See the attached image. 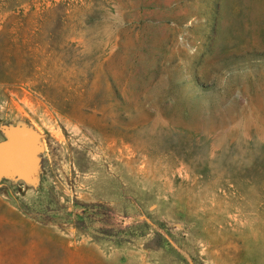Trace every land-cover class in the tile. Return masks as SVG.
I'll list each match as a JSON object with an SVG mask.
<instances>
[{"label": "rangeland", "instance_id": "rangeland-1", "mask_svg": "<svg viewBox=\"0 0 264 264\" xmlns=\"http://www.w3.org/2000/svg\"><path fill=\"white\" fill-rule=\"evenodd\" d=\"M0 264H264V0H0Z\"/></svg>", "mask_w": 264, "mask_h": 264}, {"label": "water", "instance_id": "water-1", "mask_svg": "<svg viewBox=\"0 0 264 264\" xmlns=\"http://www.w3.org/2000/svg\"><path fill=\"white\" fill-rule=\"evenodd\" d=\"M40 135L19 132L0 142V177L14 175L20 179L36 178L37 151Z\"/></svg>", "mask_w": 264, "mask_h": 264}]
</instances>
